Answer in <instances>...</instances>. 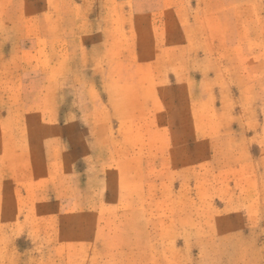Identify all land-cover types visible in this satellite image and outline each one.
Instances as JSON below:
<instances>
[{"label": "rangeland", "instance_id": "1", "mask_svg": "<svg viewBox=\"0 0 264 264\" xmlns=\"http://www.w3.org/2000/svg\"><path fill=\"white\" fill-rule=\"evenodd\" d=\"M0 264H264V0H0Z\"/></svg>", "mask_w": 264, "mask_h": 264}]
</instances>
